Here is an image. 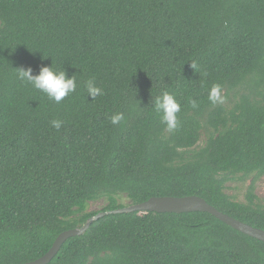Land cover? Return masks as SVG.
Returning a JSON list of instances; mask_svg holds the SVG:
<instances>
[{
	"label": "trees",
	"instance_id": "1",
	"mask_svg": "<svg viewBox=\"0 0 264 264\" xmlns=\"http://www.w3.org/2000/svg\"><path fill=\"white\" fill-rule=\"evenodd\" d=\"M51 65L77 79L60 103L16 77ZM164 90L180 103L172 130L153 108ZM262 176L264 0H0V264L150 197L197 195L264 230ZM250 177L244 201L227 193ZM48 264H264V242L203 211L112 213Z\"/></svg>",
	"mask_w": 264,
	"mask_h": 264
},
{
	"label": "clouds",
	"instance_id": "2",
	"mask_svg": "<svg viewBox=\"0 0 264 264\" xmlns=\"http://www.w3.org/2000/svg\"><path fill=\"white\" fill-rule=\"evenodd\" d=\"M195 68L194 64H191ZM16 77L22 83L31 85L34 89L44 93L48 99L55 103H60L77 89L76 75L67 76L64 70H56L51 66H41L38 74H33L31 67L16 68ZM85 90L91 100L103 94V90L97 86L94 78H89L85 81ZM208 101L212 105L224 102L222 87L220 84L211 86L208 92ZM153 108L160 114V121L167 129L172 130L177 127L178 117L180 112V103L175 96L167 90L160 92L152 99ZM190 106L195 109L198 107L195 100L189 102ZM124 119L123 113H116L110 117L111 123L118 124ZM51 126L59 130L62 121L53 120Z\"/></svg>",
	"mask_w": 264,
	"mask_h": 264
},
{
	"label": "water",
	"instance_id": "3",
	"mask_svg": "<svg viewBox=\"0 0 264 264\" xmlns=\"http://www.w3.org/2000/svg\"><path fill=\"white\" fill-rule=\"evenodd\" d=\"M192 203L193 206L186 207L182 209H175L173 206L176 203ZM183 212V211H203L213 215L215 218L220 220L221 222L227 224L228 226L240 231L241 233L248 235L252 238L260 240L264 242V230L261 228L254 227L249 225L243 221H240L226 213H223L216 209L214 206L209 204L204 198L197 195H186V196H158V197H150L146 201L130 204L124 206L119 209H115L112 211H100L96 213L94 216L90 217L84 225L77 228H72L61 232L53 244L49 248V250L42 255L41 257L20 264H48L52 258L57 254L62 244L70 237L82 234L90 224L107 215V214H115V213H128V212Z\"/></svg>",
	"mask_w": 264,
	"mask_h": 264
},
{
	"label": "rangeland",
	"instance_id": "4",
	"mask_svg": "<svg viewBox=\"0 0 264 264\" xmlns=\"http://www.w3.org/2000/svg\"><path fill=\"white\" fill-rule=\"evenodd\" d=\"M203 139H204V136H202V140ZM251 179H252L251 177L246 180H241V179L236 178V180L229 182L226 188L227 193L233 196L238 201H244V194H245L246 188L249 185ZM255 194H257L261 202L264 203V176L257 179L256 184H255ZM120 201L122 203H127V200L124 198H121ZM104 206H105L104 199L94 200L89 203L88 211H98Z\"/></svg>",
	"mask_w": 264,
	"mask_h": 264
},
{
	"label": "bare ground",
	"instance_id": "5",
	"mask_svg": "<svg viewBox=\"0 0 264 264\" xmlns=\"http://www.w3.org/2000/svg\"><path fill=\"white\" fill-rule=\"evenodd\" d=\"M191 206H193V204L188 202V203H176L173 207L175 209H182V208L191 207Z\"/></svg>",
	"mask_w": 264,
	"mask_h": 264
}]
</instances>
